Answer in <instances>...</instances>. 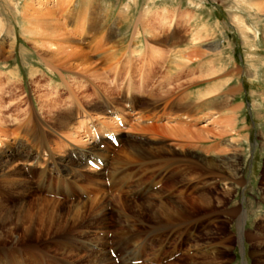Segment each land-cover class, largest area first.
Instances as JSON below:
<instances>
[{
    "label": "rangeland",
    "instance_id": "rangeland-1",
    "mask_svg": "<svg viewBox=\"0 0 264 264\" xmlns=\"http://www.w3.org/2000/svg\"><path fill=\"white\" fill-rule=\"evenodd\" d=\"M25 1L13 0L14 5L19 4L20 13H23ZM73 1L72 5L75 6L70 5L64 10L68 18L63 25L65 35H68L76 50L87 53L90 62L95 64L98 75L77 76L73 73H64L63 76L67 82L81 83L86 90L85 102L95 99L96 103L100 104L99 112L94 111L97 113L94 114L87 111L89 106L84 102L85 130H80H84V133L108 134L110 141L105 139L100 148L112 146L111 134L119 130L122 133L118 134V137L122 136L123 142L149 149L172 150L181 162L173 163L175 166L167 172L163 171V179L159 172V175L152 177L155 182L159 181L160 185L157 184V188L163 187L169 192L165 193L161 200L151 190L135 194L127 189L121 191L117 188L114 191L107 188L109 190L108 193L106 192L107 204L110 206L108 207L109 227L105 229V225L101 226L91 221L94 219L90 213H87L84 227L75 226L65 229L60 233L65 235L61 239L84 237L82 240H88L89 237H85L87 235H100L97 238L106 235L108 243L105 248L118 247L117 244L125 239L116 235H120L119 232H123L125 228L116 223L117 214L111 211V208L117 207L116 201L119 199L125 204V212L129 213L127 219L131 220L133 228H137L136 233L143 238L141 246H147L143 247L142 251L140 247L139 251L145 255L151 254L159 247L158 244L163 245L162 252L154 264H167L173 261L178 264H256L251 256V252L256 250L254 243L245 238L241 239L240 234L250 233L254 236L260 234L262 215H264V202H262V195L264 197V13L259 12L264 0ZM9 2L10 0H0V47L4 51L0 56V72L4 82L0 87V122L6 133V138L3 140H7L3 151L7 152L12 146H19L22 147V152L32 153V160L39 151L31 136L32 129L34 132L39 125L45 126L46 123H50L46 111L40 110V105L43 101L57 98L52 93L55 92L54 87L59 86L60 90L65 87L62 79L59 78L60 74L49 71L51 67L45 62L47 58L42 62L41 53L35 48L39 45L34 43L38 37L28 38L23 33L22 15H18ZM257 3L262 4L260 9L256 6ZM165 7L180 14L181 23L175 28V39L168 45L160 35L167 34L168 37L169 32H165L160 25L162 21L170 20L169 16L161 17L160 20L150 15L151 19L147 24L144 23L146 16L143 17L144 11L154 15L157 10L159 12L166 10ZM59 10L62 8L60 7ZM50 11L49 9L47 12ZM59 14L62 13L59 11ZM65 15L60 17L65 18ZM184 18L188 20L183 22ZM60 26L63 28L62 24ZM179 29L180 39H178ZM173 30L174 26L171 33ZM244 33H247V40L243 38ZM42 42L39 44H43ZM111 47L116 49H110ZM191 49L198 50L200 54L197 57H194L195 54H188ZM133 50H136L135 54L131 53ZM155 50L159 53L157 57L154 54ZM204 53L205 56H202ZM164 63H168L169 66L165 73H162L160 68ZM150 69L153 71L151 70L149 74ZM10 74L14 75L13 79ZM37 81L40 82L38 88ZM128 83H132L135 91L133 94L136 97L139 98V93L145 92L139 98L140 101H135L134 105L131 103L130 106L124 101L126 95L124 90ZM14 86L18 88L22 86L21 93ZM49 93L52 95L48 96ZM60 93L65 94L63 91ZM100 95L102 97H99ZM176 95L179 97H175ZM65 96L66 98L63 97L60 102L61 106H66L65 100L69 102L67 99L69 95ZM25 98L27 102L22 103ZM164 100L168 102L177 100L179 111H184L180 110L184 108L186 111L196 109L188 113L185 119L182 116L178 122L168 121L167 107L176 104L172 105V102L168 103ZM142 103H149L151 106L146 109L144 115H141L143 120L129 117V120L123 124L116 119L118 104L123 106L119 110H124L126 115L132 116L130 110L140 108ZM202 104L204 106L200 107ZM179 105H181L180 109ZM86 112L92 114L94 116L92 118H97L96 116L101 114L102 121L107 116L111 117L114 126L118 127L115 126L114 131L113 128L107 129L108 125L101 124L102 122H88ZM172 112H175L174 109ZM29 122L30 131L25 128V123ZM134 124H139L145 130L132 129ZM163 126L183 131L184 135L195 132L198 140L193 144L185 137L170 135L162 131ZM61 143L63 147L54 153V161L60 169L68 170L74 161V151L81 149L82 146L79 148V144H68L64 140ZM123 144L118 141L119 146L112 147L117 150L125 146ZM43 154L41 150L40 163L45 160ZM22 158L24 159L23 156ZM154 161L156 162V159ZM49 168L50 164L47 166L48 170ZM192 168L195 170L193 177L190 175L192 177L190 178L188 172ZM155 170L160 171L162 168L156 166ZM133 171L138 170L134 168ZM125 172L130 173L128 169ZM186 173L185 181L181 179V175L183 177ZM28 180H32V186L36 188L35 178L30 175ZM190 180L193 183H187ZM84 189L88 190L86 186ZM168 194L180 200H188L196 196L204 197L209 205L205 206L207 202L204 205L201 202L198 205L188 204L186 209L190 218L185 217L184 221H181L179 231L174 234V229L170 226L168 234L165 233L163 237L155 239L149 234L153 232L151 228L154 225L149 216L144 214L141 222L135 219L131 214L133 211H130L133 206L130 202L167 203ZM14 203L15 200L9 198L6 206L13 208ZM60 210L62 215L60 218H54V223L62 218L63 221L67 219L66 205H62ZM14 225L16 226L14 221L7 222L0 231L5 234L7 230L14 228ZM38 230L35 229L32 234L29 233V237H25L23 228L18 226L16 231L18 237L6 234V237L0 239V252L6 256L4 260L12 263L22 257L21 260L27 262L26 264L63 262L60 255L63 247L53 238L42 237ZM14 247L19 248L18 253L11 251ZM125 247L122 246L119 250L121 253L126 252L122 254L123 257L120 252L115 255L116 253L109 251V257L114 264H125L126 259L130 258L134 249L131 245L127 246L128 250ZM90 248L97 252L100 247L93 245ZM215 250L220 252L219 258L216 261L206 259ZM82 253L80 251L79 254ZM145 255L139 259L140 264H148L143 261ZM132 259L127 264H135V257Z\"/></svg>",
    "mask_w": 264,
    "mask_h": 264
},
{
    "label": "bare ground",
    "instance_id": "bare-ground-1",
    "mask_svg": "<svg viewBox=\"0 0 264 264\" xmlns=\"http://www.w3.org/2000/svg\"><path fill=\"white\" fill-rule=\"evenodd\" d=\"M25 2L26 3L24 7L22 8L23 13L22 12L20 13L18 3H15L14 5L13 0H10L9 3H11L15 11L18 12L17 13L18 15L19 14L22 15L23 33L28 38L38 37L37 40L34 39L35 40L34 43H36V45L37 44L39 45L38 47L35 48L40 51L42 62H44V59L46 60L47 58L45 62L49 64V67H51L49 71L57 72L58 74H60L59 78L62 79L63 82L62 84L64 85L65 89L60 90L59 86L54 87L55 92L52 91V93H54L57 98L53 97L54 98L53 100H49L47 102L43 101L42 105H40V110L46 111V114L48 115L47 118L49 119L50 123L49 124L46 123L45 126L39 125V127L36 128L34 132L32 129L33 135L31 136L33 138V141L36 142L37 144V150H39L36 152V155L33 157L32 160H31L32 153L30 154V153L22 152L21 150L22 147L19 146H12V148L8 150L9 152L3 151L5 149L7 140L6 139H5L6 141L3 140V138H6L5 137L6 133L4 131V127L0 122V153L1 151H3L1 153L2 159L0 160V224H1L0 230H2V227H4L7 222L11 223V221H14L16 223V226L14 225V228L7 230L5 234L2 233L3 231H0V239L6 237L5 236L6 234L12 237H18L16 236V231L18 229V226H21L23 228V235H25V237L27 236L29 237V233L32 234L35 231V229H39L38 232L42 234V237L53 238L56 240L58 245H61V247H63V250L61 249L62 252L60 253V255H62L63 262L58 264H78L80 261H82L83 264H114L112 258L109 257L110 256L109 251H111L112 253H116L115 255H118L119 254L118 252H120L119 250L121 249L122 246L127 247L129 245H131V247L134 250L131 253L130 258L126 259L127 261H125L126 262L125 264H127L129 260L130 261L133 260L132 258L134 257H135L134 260L138 261L139 259H142L144 257L139 250L141 249L142 251L143 247L146 248L147 246H141V242L143 238L139 236L138 233H136L137 231H135V229L137 228L135 229L133 228V224L132 222H130L131 220L129 221L127 219L128 217L127 215H129V213L125 212L126 211L124 207L125 204L121 202L119 199H117L118 201H116L117 207L111 208V211H114L117 214L116 223L121 225V227L123 226L125 228L123 232L118 231L120 235H116L118 237L125 239V241L123 240L121 243L119 242L117 244L118 247L116 246L110 249H106L105 246L108 243V240L106 238L108 236L106 235L105 236L102 235L103 238H97L100 235L89 236L86 234L87 236L85 237H89L88 239L89 241H88L87 239L82 240L84 238L83 236L82 239L80 238L61 239V237H64L65 235L60 233L62 231L64 232L65 229H70L75 226L84 227L85 225L84 218L86 217L85 214L87 213H90V215L93 217L94 220L91 221H95V223L101 224V226L105 225L104 228L107 229L109 227L108 224H109V216H110V215L108 216L109 214L108 207L110 206L107 204L108 197H106V192L108 193L109 191L107 188H109L110 190L112 189L114 190L118 188L121 191L127 189L128 191H130V193H135V194L137 192L140 193L145 190H151L158 196L157 198L161 200L162 196L165 193H169V192H166L163 189V187L157 188L156 186L159 183V181L155 182V179H153L152 177H154L155 175L156 176L159 175L158 174L159 172L160 176H162L163 179V171L167 172L168 169L172 168V166H175L173 163L179 164L178 162L180 160L177 159L178 157L176 156L175 152L169 149H157V148L149 149L144 146L123 142L122 136L118 137V134L122 133L119 130L116 131L115 133L112 132L111 134V136H113L112 139H116L120 143H124L123 145H125V146H121L117 150H114L112 144H111L112 146H109L107 148L106 147L100 148V146L104 144V140L109 137L108 134L106 133L94 134L91 132L84 133L85 130L84 123L86 122V120L84 119V102L86 101V100L84 101V93L86 92V90L83 89L81 83L78 84L76 81H72L71 83L67 82V80L63 75L64 73L67 74L73 73L74 75L77 76H84L86 74L90 76H97L98 70L96 66H94L95 64L90 62L87 53L83 52L82 50H76L75 49L76 46H74L73 42L71 43V40L69 39L68 35H65V30L63 25H64V21L67 20L68 18L65 15L64 10H66L68 6L72 5L74 1L73 0H29V1L26 0ZM261 5L262 4L259 3L258 5L257 3L256 6H258V8L260 9ZM60 7L62 8V10H59ZM49 9L51 11L47 12ZM59 11L60 13H62L61 14L62 16L65 15L66 17L61 18ZM155 12L156 13L152 15L144 11L143 17L146 16L144 23L147 24L149 19H151V16L152 18H158L160 20L161 17L169 16L170 20L162 21L163 23H161L160 26L162 29L165 30V32L166 31L169 32V36L171 37L170 40H174L176 36L175 28H177L178 24H181L180 16H179L180 14L178 15L175 10L169 11L167 10V8L166 10L163 9L160 10V12L159 10H157ZM259 12L264 13V4L262 9L259 10ZM160 14H162V16H160ZM182 20L183 22H185L188 19L185 20L184 18ZM59 23L62 24L63 28L60 26L61 24L59 25ZM173 26H174V30L171 33ZM243 35L245 36L243 38L246 39L247 33H244ZM40 42H42L43 44H39ZM112 48L116 49V47H111L110 49ZM3 52L4 51L2 47H0V56H2ZM135 52L136 50L131 51L132 54H135ZM154 52H155L154 53L155 57H157V54H159L158 50H155ZM191 53L195 54L194 57H197L200 54V52H198V50L196 49H191L188 51V54ZM202 56H205V53ZM52 62L58 65H54ZM1 74L2 73L0 72V87L4 83L2 81ZM10 75H11V79H13L14 75L13 76L12 74ZM7 78L8 80L10 79L9 77ZM11 79L10 81H12ZM39 83H40L39 81L36 82L37 88L39 87ZM132 86H133L132 83H128L127 88L124 90L126 92V95H124V101H127L126 103L128 104V106H130L131 103H133L134 105L135 101H140L139 98L142 96V94L145 93V92L139 93L140 97L139 98L136 97L133 94L134 90ZM14 88L19 89L20 91L18 92L20 93L21 90L23 89L22 86L20 88L14 86ZM142 89H144V87ZM60 91H63L65 94L60 93ZM136 92L138 91L136 90ZM52 93H49L48 96L52 95ZM66 94L69 95L67 96L69 102H66L65 100L64 104L66 106H61L60 102H62L63 97L66 98L65 96ZM99 97H102V95H100ZM26 102L27 99L25 98L22 103H26ZM171 102L170 103L172 105L173 104L176 105L174 106L169 105L168 107L164 106L167 107V111L169 112L168 121L178 122L179 120H181L180 118L182 116H184L185 119L190 114V112L196 109L194 108V110L186 111V108L180 109L181 105H179V109L184 110V111H179L177 110L179 102L177 103V100ZM85 104L89 106L87 110L88 112L90 113L91 112L94 113V111L99 112L100 104L96 103L95 99L92 100L90 99V101L85 102ZM121 106L122 104L117 105L119 115L118 114L116 115L117 116L116 119L119 121V123H123V124L129 120V117L130 118L136 117V119L143 120L141 115H144V113L147 111L146 109L151 107L149 103H142L139 106L140 108H137L136 110L133 111L130 110L132 113L130 114L132 116L130 115L128 116L125 114L124 110L123 111L119 110ZM203 106L204 104H202L200 107ZM172 109H174L175 112H172ZM85 116H87L88 122L89 121L102 122L101 124H107L108 125L107 129L113 128L115 131V128L118 127L116 125H115L116 127L114 126L115 124L114 120H111L110 116H109L110 118H108L107 116V118H105L104 121H102L103 119L100 118L101 114L96 116L101 120L100 119L97 120V118H92L94 117L92 114L87 113ZM29 124L30 122L25 123L26 130H29L28 128ZM165 127L166 126L161 127L162 131H165L170 135H175L176 137H185L187 141L193 144L196 143L194 141L198 140V138L194 134L195 132H188L185 133L184 135L183 131L176 130L174 128H165ZM43 128H46V130ZM80 129H84V130H80ZM132 129L145 130L143 127L141 128L139 124L137 125L134 124V127ZM62 140H64L68 144H74V143L76 145L79 144V148L80 146H82L81 149L78 150L76 149L74 151L73 153L74 161L68 170L60 169L54 161L55 159L54 153L58 151L60 148L62 149L63 147L61 143ZM57 142L59 143V146ZM90 144L91 146H89ZM41 150L44 152L43 155H45L44 157L45 160H42V162L40 163L39 154ZM22 156L24 157V159L22 158ZM154 159H156V162L154 161ZM89 162L95 163L97 169L96 170L91 169L88 166ZM49 164H50V168L48 170L47 166ZM156 166L158 168L161 167L162 170L160 171L155 170ZM134 168H137L138 171L137 172L133 171ZM126 169H128L130 173H126V172L124 173ZM194 170L195 169L192 168V170L188 172V176L192 175L193 177ZM148 174L149 176H147ZM30 175L33 176L36 180L35 182L36 188L32 186L33 185L31 183L32 180L31 181L28 180ZM186 176L187 173L183 177L181 175V179L183 178L185 180ZM192 177L190 176V178ZM160 179L161 178L159 177V180ZM187 183H193V182L190 180ZM81 185L86 186L88 190L86 191L84 189V186ZM118 195H120V193ZM167 197H168L167 199L169 200L167 201V203L159 202L157 204H153V203L137 204V202L129 201L133 205L131 206L130 211H133L131 214L135 219H138L141 222V219L143 218L144 214H147L149 216L152 225L154 224L151 228L153 232H149V234L150 235L152 234V237H154L155 239L156 238L159 239V237H163L165 233L168 234L169 233L168 227L170 226L174 229L173 231L174 234H176L179 231L180 228L179 226L181 221H184L185 217L190 218L189 217L190 214H188L189 212L186 209L188 204L198 205V203L201 202L204 205V203L207 202L205 206L209 205L208 200L206 201L204 197H200V196L190 197L188 200L187 199L180 200V198L176 196H175L176 198L173 196L171 197L170 194H168ZM9 198H13L15 200L14 203L15 205L13 208L6 206V201ZM262 202H264L263 195H262ZM62 205H66L65 215H67V219L64 220L65 221L64 222L62 218V220L57 221L56 224L54 223V218L56 217L60 218V215H62L60 210ZM111 213L112 212H110V214ZM243 215L245 216L244 213ZM91 216L89 217L90 219ZM262 218H263L262 221L263 223L261 224L260 234L258 233L255 236L250 233L240 234L241 239L245 238L246 240H250L254 243L256 250H253L251 252V256L254 258L256 264H264V215H262ZM91 223L89 224L90 226ZM106 234L108 235V233ZM160 244H158L159 247L156 249L154 253L145 255V260H143L145 261V263L147 262L148 264H154L155 260L159 257L160 253L162 252L161 248L163 245ZM93 245L100 247L99 249H97L98 250L97 252L90 248L91 246L93 247ZM18 249L14 247L13 250L11 251H13V253H18L17 251ZM34 249L38 250L36 248ZM128 249L129 248L127 247V250ZM39 251L40 253L42 252L40 249ZM80 251L83 253L79 254ZM123 253L126 252L124 251ZM123 253H121L120 255H122ZM218 254H220V252L218 253L215 250L210 255H208L206 259H209V261L210 260L216 261L219 258ZM15 255L17 256V254ZM4 256H5L4 253L0 252V264L27 263V262L24 263V261L21 260L22 257L20 259L17 258L18 260L13 261L12 263L9 262L7 263L6 262L7 260L6 261L4 260ZM31 263L36 264V262H31ZM167 264H178V263L176 261H173Z\"/></svg>",
    "mask_w": 264,
    "mask_h": 264
},
{
    "label": "crops",
    "instance_id": "crops-1",
    "mask_svg": "<svg viewBox=\"0 0 264 264\" xmlns=\"http://www.w3.org/2000/svg\"><path fill=\"white\" fill-rule=\"evenodd\" d=\"M184 29H185V28H184ZM178 36H179L178 39H180V29L178 30ZM160 38L163 39V40L165 41L164 43H165L166 45H168V44L170 43V41H171V40H170L171 37H170V36L167 37V34H162V35H160ZM168 66H169L168 63H164V64L161 66V68H160V70H161L160 72L165 73V70L168 68ZM157 69H158V68H156V70H157ZM151 70H152V69L149 70V71H150L149 74L153 71V70H152V71H151ZM154 70H155V68H154ZM170 71H171V69H170ZM145 73H146V72H145ZM175 97H179V96L176 95Z\"/></svg>",
    "mask_w": 264,
    "mask_h": 264
}]
</instances>
